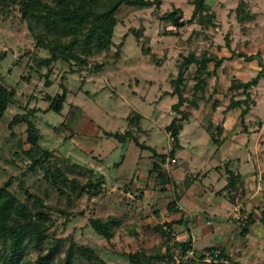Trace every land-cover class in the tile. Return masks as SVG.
Returning <instances> with one entry per match:
<instances>
[{
	"label": "rangeland",
	"instance_id": "obj_1",
	"mask_svg": "<svg viewBox=\"0 0 264 264\" xmlns=\"http://www.w3.org/2000/svg\"><path fill=\"white\" fill-rule=\"evenodd\" d=\"M153 1L161 3L159 8L129 13L124 9L118 15L115 46L96 53L82 69L65 61L40 65L50 54L37 46L27 22L21 18L19 6H0V83L15 96L0 124V185L10 182V190L26 203L24 182L27 190L40 195L53 208L56 226L49 235L57 240L72 237L93 248L106 264H130L129 255L137 252L162 258L161 264H191L192 258L199 264L200 254L210 247L217 248L220 254L223 250L241 264H264V77L251 90L256 104L244 126L240 109L225 114L235 95L232 82L251 81L263 70L264 0H205L210 13L216 15V25L206 29L198 24V19L189 23L194 13L191 0ZM174 11L179 12L177 17L184 23L180 28L165 18ZM133 30L141 33L139 38ZM191 53L198 58L207 54L223 63L216 71L214 63L208 65L211 76L207 78L205 94L197 93V97L193 90L195 81L189 79L185 91L188 102L181 110L190 112L191 117L180 137L182 149L176 153L177 162L169 158L162 166L173 177L168 191L161 193L159 183L149 175L152 152L107 133H125L129 118L137 113L143 117L140 124L144 133H135L140 144L159 153L172 150L175 143L167 126L179 114L172 109L178 98L170 94V81L178 74V64ZM234 53L260 57L247 62L234 57ZM195 70L194 66L190 68L191 73ZM46 80L51 82L49 87ZM64 88L69 93L62 114L46 112L49 103L44 98L62 94ZM199 96L204 100H198ZM33 108L41 110L34 119L42 135V146L53 153L48 164L69 159L93 170L96 177L103 175V194L94 199H72L69 203L67 197H60L47 184L43 168H37L36 173L26 172L31 161L16 157L15 152H22L20 145L26 142L27 128L16 127L12 137L9 123L17 114ZM210 121L222 126L228 122L223 133L226 143L221 149L205 129ZM72 132L81 136L68 138ZM23 147L29 148L27 144ZM183 164H188L187 169L199 175L200 180L207 175L204 195L193 191L199 197L195 201L191 197V204L183 198L184 223L174 225L170 239L162 238L154 228L181 218L167 206L177 199L179 190L174 183L180 186L187 174L181 168ZM227 164L247 176L244 187L227 191V198H221L215 192L228 184ZM194 202L200 203V208L193 206ZM249 213L253 214L255 226L249 236H242L243 220ZM109 216L122 219L111 241L96 234L90 225L91 219ZM204 223L208 227L206 234L201 231ZM179 242L190 243L194 255L191 251L183 256ZM31 257L35 260L37 254L32 252Z\"/></svg>",
	"mask_w": 264,
	"mask_h": 264
},
{
	"label": "trees",
	"instance_id": "obj_2",
	"mask_svg": "<svg viewBox=\"0 0 264 264\" xmlns=\"http://www.w3.org/2000/svg\"><path fill=\"white\" fill-rule=\"evenodd\" d=\"M160 4L159 1L153 0H0L1 7L19 6L21 18L27 22L28 29L35 37L37 46L49 52L50 57L41 60L40 65L49 66L52 62L65 61L74 63L80 69L87 67L89 59L96 53L107 52L115 46L113 38L120 21L118 15L124 9H127L129 13V11L151 9L154 6L159 8ZM191 4L194 6V13L189 23L198 19V24L205 29L216 25V15L210 13V7L205 0H191ZM178 13L174 11L165 16L172 21L175 27H177L175 19ZM178 28L180 27L178 26ZM133 32L138 38L140 37L141 33L134 30ZM122 47L123 44L118 45L119 49ZM233 56L244 58L247 62L260 57L259 54L248 56L244 53H234ZM211 63H214L216 71L223 60H218L215 57L208 58L207 54L198 58L194 53H191L178 64V74L170 81L172 87L170 94L178 98V102L172 106V109L179 114L167 126V131L171 133L175 143L172 150L159 153L155 148L140 144L135 133H144L140 124L143 117L137 113L129 118V128L125 133H107L109 137L125 141L131 140L142 150L152 152L153 162L149 175L155 177L159 183V192L166 193L168 191L167 185L171 183L170 177L173 176L169 174V170H163L162 166L169 158L175 160V163L177 162L176 153L182 149L180 137L191 117L190 112L181 110L188 102L185 98V91L188 88L189 79L195 81V86H193L195 95L197 93H199L198 95L205 94L207 78L211 76V72H208V65ZM260 65L263 70L251 81L234 80L231 85V90L235 91V95L226 107L225 114L240 109L239 117L243 126L252 106L256 104L251 96V90L257 87L264 77V64ZM192 66L196 68L195 73L190 72ZM46 85L49 87L51 82L46 80ZM68 93V89L64 88L62 94L46 96L44 99L49 103L46 112L61 115ZM198 95L196 96L198 97ZM14 97V92L0 83V124L4 120L7 110L14 103ZM200 99L202 101L204 97L199 96L198 100ZM214 106L217 107L218 103H215ZM193 107L198 109L199 106L193 104ZM38 112L41 110L30 109L28 113L17 114L9 123L11 131L21 125H25L27 128L26 142H22L20 145L22 152H15L16 157H27L31 161L26 166V172L36 173L37 168H43L47 184L60 197H67L69 203L72 202V199L76 200V198L80 199L85 196L94 199L103 194L105 191L103 175L96 177L93 170L73 164L69 159L48 164L53 153L42 146V135L34 119ZM205 129L210 135L211 141L219 148L225 143L226 138L223 137L225 130L222 125H215L210 121ZM11 136H15L14 131ZM78 136L81 135L72 132L68 138L74 139ZM24 144H27L29 148L24 149ZM229 167H231L229 164L225 167L228 184L218 192L219 195L227 191L235 192L240 186L244 187L247 175ZM181 168H184L187 174L180 186L178 183H174L179 190L177 199L171 201L167 206L172 213L181 214V218L154 228L162 238L170 239V231L173 230L174 225L184 223L178 202L183 200L196 182L201 181L199 175H195L187 169L188 164H183ZM76 170L79 171L76 173ZM77 175L86 181L82 182L77 179ZM71 176L73 177L71 178ZM9 185L10 182L0 185V264H57L58 259L60 264H106L93 248L77 243L72 237L58 240L52 238L49 232L56 226L52 213L53 208L45 204L44 198L40 195L32 194L27 190L24 182H22V186L28 196L26 203L10 190ZM142 196L141 193L140 197ZM232 202L234 203V200ZM61 212L68 216L65 211ZM262 215L264 219V213ZM254 224L253 214H247L243 220L244 229L241 235L247 236ZM90 225L96 234L111 241L116 235L115 228L121 227L122 219L115 216H109L106 219H91ZM178 246L181 247L183 256L192 251L190 243L179 242ZM217 250L215 247L206 248L198 258L199 264H241L230 259L223 250H221V254ZM32 252L37 254L35 260L31 257ZM216 252H218L217 257L215 256ZM192 255H194L193 251ZM208 256L212 258L207 263ZM129 259L130 264H161L162 260V258L148 256L142 252L129 255ZM195 263L196 261L192 258L191 264Z\"/></svg>",
	"mask_w": 264,
	"mask_h": 264
},
{
	"label": "crops",
	"instance_id": "obj_3",
	"mask_svg": "<svg viewBox=\"0 0 264 264\" xmlns=\"http://www.w3.org/2000/svg\"><path fill=\"white\" fill-rule=\"evenodd\" d=\"M228 122H226V124H227ZM226 124L224 123L223 124V127H224V129L225 130H227V126H226ZM224 137H226V136H224ZM227 142H230V141H227ZM225 143H226V141H225ZM225 143H224V145H225ZM221 149V148H220ZM206 178H207V175H204L203 177H202V179H201V181H199V182H196L195 184H194V186L190 189V196H188L189 194V192L187 193L188 195H186L185 196V198H188V201H189V203H190V200H191V197H193L192 199L195 201V197L196 196H198V192H199V194H200V196H201V194L202 195H204V188H205V180H206ZM221 180H223V178L221 179ZM212 185V184H211ZM225 186H223L221 189H223ZM199 188H200V190H199ZM210 188V187H209ZM214 188L213 187H211L210 188V190H213ZM221 189H219V190H221ZM198 190V192L195 194V193H193V191L195 192V191H197ZM219 190H216V191H219ZM162 193V192H161ZM215 195L216 196H220L221 198H227L226 196H225V194H222V195H219L218 194V192H215ZM188 196V197H187ZM199 197V196H198ZM199 199V198H198ZM182 201H180L179 203H178V207L181 209V211H182V209L184 210V207H182V203H181ZM232 202V201H231ZM198 203V202H197ZM197 203L196 202H194V204H192L193 206H196V207H198V208H200L199 206H197ZM191 204V203H190ZM198 204H200V203H198ZM235 210H238L237 208H235ZM185 211V210H184ZM186 214H187V212H186ZM199 215V214H198ZM200 216V215H199ZM198 220H199V218H198ZM201 220H199V222H200ZM205 224V223H204ZM204 226H206V224L204 225ZM201 227V231H202V234H206V228H208L207 226L206 227ZM255 226V224L253 225V226H251V228H250V230H252L253 231V227ZM205 228V229H204ZM250 233H251V231L249 232V234H248V236L250 235Z\"/></svg>",
	"mask_w": 264,
	"mask_h": 264
},
{
	"label": "water",
	"instance_id": "obj_4",
	"mask_svg": "<svg viewBox=\"0 0 264 264\" xmlns=\"http://www.w3.org/2000/svg\"><path fill=\"white\" fill-rule=\"evenodd\" d=\"M175 24H176V26H183L184 25L183 22H180V18L179 17H176Z\"/></svg>",
	"mask_w": 264,
	"mask_h": 264
},
{
	"label": "built area",
	"instance_id": "obj_5",
	"mask_svg": "<svg viewBox=\"0 0 264 264\" xmlns=\"http://www.w3.org/2000/svg\"><path fill=\"white\" fill-rule=\"evenodd\" d=\"M173 163H175V160H173ZM167 164H168V162H167ZM217 255H218V252H216L215 256L217 257ZM211 258H212L211 256H208V257L206 258V261H207V262H210Z\"/></svg>",
	"mask_w": 264,
	"mask_h": 264
}]
</instances>
